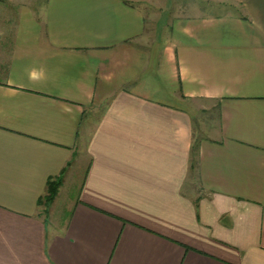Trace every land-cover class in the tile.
Wrapping results in <instances>:
<instances>
[{"label": "crops", "instance_id": "0c3cea01", "mask_svg": "<svg viewBox=\"0 0 264 264\" xmlns=\"http://www.w3.org/2000/svg\"><path fill=\"white\" fill-rule=\"evenodd\" d=\"M183 1L0 0V264H264V0Z\"/></svg>", "mask_w": 264, "mask_h": 264}, {"label": "trees", "instance_id": "16d2710c", "mask_svg": "<svg viewBox=\"0 0 264 264\" xmlns=\"http://www.w3.org/2000/svg\"><path fill=\"white\" fill-rule=\"evenodd\" d=\"M60 186H61L60 178H58L55 181L52 180L49 181L47 194L39 200V206H44L46 212H48V208L57 198Z\"/></svg>", "mask_w": 264, "mask_h": 264}, {"label": "rangeland", "instance_id": "374dc122", "mask_svg": "<svg viewBox=\"0 0 264 264\" xmlns=\"http://www.w3.org/2000/svg\"><path fill=\"white\" fill-rule=\"evenodd\" d=\"M178 0H153V2L157 5V4H162L165 3L164 5H168L169 4V7H172V5L174 4L173 7L177 8V5H180L179 2H177ZM181 2H184L183 0H181ZM177 4V5H175ZM181 6V5H180ZM212 6V5H211ZM219 10H221L222 12H224V8H219ZM217 12V11H216ZM214 114V113H212ZM208 116V114L206 115H203V117H206ZM78 190H79V184L78 183H75L74 187L72 188V190L69 192V194L71 196H76L78 194ZM66 214V212L64 213Z\"/></svg>", "mask_w": 264, "mask_h": 264}]
</instances>
